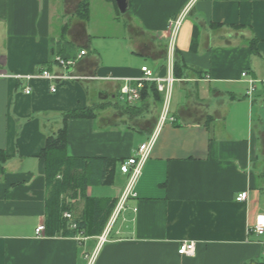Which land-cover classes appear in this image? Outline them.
Listing matches in <instances>:
<instances>
[{
  "label": "crops",
  "instance_id": "crops-1",
  "mask_svg": "<svg viewBox=\"0 0 264 264\" xmlns=\"http://www.w3.org/2000/svg\"><path fill=\"white\" fill-rule=\"evenodd\" d=\"M83 1L0 0V151L7 156L0 264H264V235L249 232L264 214V0H127L123 22L114 0H87L81 18ZM184 11L173 59L185 68L172 84L167 115L174 122L161 125L136 197L98 236L36 235L45 221V140L64 112L101 104L92 105L76 81L53 82L58 88L50 93V83L36 76L46 70L87 78L77 81L93 83L101 100L109 91L117 96L126 80L134 84L143 67L165 78L168 26ZM55 57L75 65L63 70ZM116 111L68 120L67 155L126 160L155 131L162 108L140 107L129 122ZM123 188L115 196L86 194L117 199ZM244 192L247 199L236 202ZM74 207L71 219L83 201ZM190 242L194 254L180 256V245Z\"/></svg>",
  "mask_w": 264,
  "mask_h": 264
},
{
  "label": "trees",
  "instance_id": "trees-1",
  "mask_svg": "<svg viewBox=\"0 0 264 264\" xmlns=\"http://www.w3.org/2000/svg\"><path fill=\"white\" fill-rule=\"evenodd\" d=\"M78 15L86 19L88 16V1L84 0L79 5ZM251 51L255 50V40L250 45ZM185 66L180 64L177 57L173 59L172 76L175 80L182 78ZM139 106L124 103L120 108L114 104L115 109L124 110V115L132 118L138 114V109L144 107H161L163 94L157 89L155 82H144L139 91ZM118 99V95L116 96ZM137 104V105H136ZM111 107V104H107ZM101 102L95 108L71 109L61 115V127L45 140V145L39 153V158L44 162L45 182L47 196L45 199L44 234L47 237H85L98 236L103 231L111 216L117 199L94 198L86 194L89 187L113 185L116 169L124 160H114L105 157H69L67 155V121L70 119H93L97 111L108 107ZM7 156L0 151V173ZM119 171V170H118ZM78 200L83 201V207L78 217L70 221L63 217L64 213L73 214L74 205ZM75 228L71 229L70 226Z\"/></svg>",
  "mask_w": 264,
  "mask_h": 264
},
{
  "label": "built area",
  "instance_id": "built-area-1",
  "mask_svg": "<svg viewBox=\"0 0 264 264\" xmlns=\"http://www.w3.org/2000/svg\"><path fill=\"white\" fill-rule=\"evenodd\" d=\"M186 11L182 12L175 20L169 23V38H168V56H167V70L168 74L165 78H155L151 71L148 70L146 67L141 68L142 77L138 80H135L134 84H131L130 81L126 80L118 89V100L123 103L134 104L139 101L140 94L139 91L143 86L144 82H155L157 85V89L160 93L163 94L164 100L162 105V111L159 118L158 126L155 128V131L151 134L148 140L141 144L138 149L134 152V154L121 162L118 166L119 173L126 178V183L124 188L122 189L121 193L117 198L116 206L112 212V222L115 221L119 213L125 209V203L130 198H135L136 194L134 192V186L141 175V170L148 160L152 149L154 147L156 138L158 136V132L160 130L161 125H163L166 121L171 123L174 122V118H168V107H169V100L171 94V87L173 82L175 81L172 76V65H173V52H174V43L178 28L181 25V22L185 16ZM86 55L85 51H81L78 55V58ZM54 60L58 63L59 67L63 70H67L69 68H73L75 62L73 60H66L61 57H55ZM246 73H242L244 77ZM0 77H6V75L1 74ZM41 78L47 82H49L48 90L50 93H55L57 91V84L53 82H64L66 80L70 81H77L81 79H87L84 77L74 76L73 74L65 73V74H51L46 70H42L36 76ZM19 79H26L29 81L32 79V76H24L20 77L17 76ZM251 86L248 92V95L252 92L253 88V81H249ZM31 88L24 87V93L30 94ZM247 199V193H240L236 196V202H244ZM63 217L67 220H71V215L68 213H64ZM71 229L75 228L74 225L70 226ZM249 232L255 236H263L264 235V214H259L255 217L253 224L249 228ZM36 235H43L44 234V225H39L35 229ZM106 240V234H103L99 237V245L104 243ZM178 254L180 256H192L194 254V243H182L178 249Z\"/></svg>",
  "mask_w": 264,
  "mask_h": 264
},
{
  "label": "rangeland",
  "instance_id": "rangeland-1",
  "mask_svg": "<svg viewBox=\"0 0 264 264\" xmlns=\"http://www.w3.org/2000/svg\"><path fill=\"white\" fill-rule=\"evenodd\" d=\"M115 16L118 18V20H120L122 22L125 21V17H123L121 14H119V15L115 14ZM108 33H112L114 35H118L119 34V32H115V31H113V29H108ZM96 45L98 47L97 48L98 51H102L104 53L106 52L105 51V47H104L105 46L104 43L99 41V42H96ZM71 84H77L80 87H82L84 89L85 93H87V94H89L91 96L90 99H89V102L92 101L91 102V104L93 103L92 105H94L96 103L98 104V103L104 102V104H106V105L107 104H111V107L108 106V105H107L108 107H106V108L109 109V112H114V111L117 112L116 110H118V111H121V113H124V110L117 109V108L115 109V106L113 107L114 104H118V106L120 108L124 107V103L117 99L115 93H112V92L109 91V93L104 94V95L107 96V98L104 99V100H101L99 98V95H100V93H103V92L101 90H98L97 87H94L93 83L76 81V82H72ZM175 88H176V85H174V86L172 85V94H171V100H170V103H169V110L171 109V105H173L172 98H173L174 93H175ZM114 95H115V97H114ZM103 109H105V108H103ZM95 111L98 112L97 110H95ZM110 116H112V115H110ZM125 118H127L128 122L131 121V119H132V118L128 117L127 115H126ZM135 138L137 140H139V138H137V137H135ZM125 183H126V178L125 177L121 178L120 173H119V174L116 175V180H115V184H114L113 187L95 186V187H93V189H92V187H90V188L87 189V193L88 194L92 193V194H95L96 196H105V195H108V194L115 196L116 192H117V189L118 188H123L125 186ZM259 205H260V207H262L264 209V195L260 197Z\"/></svg>",
  "mask_w": 264,
  "mask_h": 264
},
{
  "label": "water",
  "instance_id": "water-1",
  "mask_svg": "<svg viewBox=\"0 0 264 264\" xmlns=\"http://www.w3.org/2000/svg\"><path fill=\"white\" fill-rule=\"evenodd\" d=\"M115 1V4H116V7H117V10L120 14H124L127 9H128V2L127 0H114ZM107 96L104 95L103 96V99H106Z\"/></svg>",
  "mask_w": 264,
  "mask_h": 264
}]
</instances>
